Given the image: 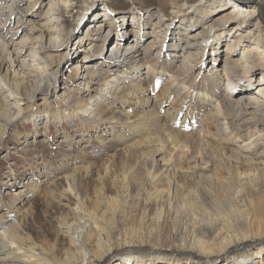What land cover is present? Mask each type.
<instances>
[{
	"label": "rangeland",
	"instance_id": "374dc122",
	"mask_svg": "<svg viewBox=\"0 0 264 264\" xmlns=\"http://www.w3.org/2000/svg\"><path fill=\"white\" fill-rule=\"evenodd\" d=\"M54 1L57 0H22L21 10L29 8L30 12L25 20L19 22L21 15L17 12L13 21L6 24L5 16L0 14V29H5L3 35L19 54L20 64L32 76H37L39 68L45 69L47 56L50 57L47 52L37 48L41 44L43 29L51 26L49 20ZM158 2L69 0V5L62 8L61 13L65 36L69 39L54 54L53 63H60V73L56 74L53 81L51 90L54 94L48 99V119L46 115L42 118L34 115L44 102L43 96L39 94L34 98L33 105L7 128L0 123V215L11 213L17 219L26 212V216H22L21 234L30 236L38 249L44 252L43 258L49 262L53 257L47 254L61 260L66 257L68 239L63 238V233L69 231L75 220L87 222L89 226L93 225V229L98 224L104 244L111 246V251L104 258L94 257L95 264H125L127 261L129 264H203L206 261L209 264H238L240 258L247 259V256H251L247 263L264 262V251L258 257L251 254L253 249L264 245V202L256 201L264 198V177L258 178L257 182L258 175L254 176L251 183L257 185L242 191L237 183L238 178L244 181L247 174L251 177L248 172L256 174L260 167L253 169L244 165L237 171L234 166L235 145L222 140L224 138L215 126L212 114L203 109L204 105L196 104L192 98L183 104L180 119L185 118L186 109L190 113L182 135L168 134L155 124L145 125L148 129L141 126L139 118L153 107L143 110L140 106L129 116L126 112L130 110L127 103L130 97L127 95L115 97L116 104H101L97 108V115L84 116L81 112L72 116L62 107L58 109L61 105L60 96L63 92L68 93L66 85L74 79L68 77L70 72L74 73L76 56L80 55L79 62L84 65L87 62V59H82L84 54L94 53V50L91 51L93 41L86 45H72L74 37L85 33L88 19H93L100 10H106L107 19L116 18L119 25L112 29L113 39L108 43V53L117 48L118 30L123 31V37L132 43L126 51L133 50L140 46L137 44L138 38L130 33L138 26L137 23L132 25L133 18L143 14L144 19L149 11L156 9ZM236 2L257 10L258 18L252 20L249 26L254 40L260 28L264 33V0H204V5L214 9V22L228 17L231 10L224 6L229 4L231 7ZM2 6L0 3V12L4 10ZM204 17L202 13L195 14L197 22ZM179 22L173 24L176 26ZM257 22L260 24L256 25ZM231 28H234L233 25ZM144 30L151 29L145 27ZM229 30L224 31V43L221 46L223 54H227L228 45L234 39L235 33ZM151 40L152 37L148 36L142 41L146 45ZM22 49L25 52H20ZM242 50L239 49L236 59L241 58ZM213 52L212 49L209 51V59L207 57L205 61L206 72L215 67L210 62L213 58L215 62L217 58L212 55ZM226 56L223 55L220 63L216 62L220 64L219 68L225 65ZM81 70L83 72V67ZM239 75L231 83L236 98L247 101L260 96L259 91L264 86V82L259 83L262 81L260 75L257 78ZM32 80L28 85L29 91L40 84L37 79ZM80 80L83 81L80 87L84 90L87 80L79 78L76 83ZM125 87V84L122 85V89ZM163 89V86H152L147 96L157 99V96L160 98L165 95L167 102L162 116H167L168 111L174 116L179 105L173 106L171 102H174V95L168 97L169 92H163ZM121 103L126 104L127 111H123ZM190 105L191 109H188ZM1 108L0 102V111ZM191 112H194L193 115ZM95 120L99 123H95ZM111 123L124 128L127 137L118 140L111 135V128L106 126ZM105 126V139L100 143L93 134H98ZM80 166L86 169H78ZM260 166H263L260 170H264V163ZM29 178L33 179L32 182ZM37 181H41L42 185L39 191L30 185ZM231 184L235 186L234 191H231ZM22 189L15 196L16 190ZM227 192H231V195ZM77 201L82 203V209L78 208ZM162 208L167 213L169 210V217L165 220L164 217L159 220L158 211ZM92 232L95 238L90 240L88 250L101 255L106 245L100 246L96 233ZM224 239L228 244L224 252L219 253L220 243ZM196 241L204 245L199 246Z\"/></svg>",
	"mask_w": 264,
	"mask_h": 264
},
{
	"label": "bare ground",
	"instance_id": "6f19581e",
	"mask_svg": "<svg viewBox=\"0 0 264 264\" xmlns=\"http://www.w3.org/2000/svg\"><path fill=\"white\" fill-rule=\"evenodd\" d=\"M158 1L156 9L149 11L144 19H142L143 14H140L139 17L141 18H133L132 25L137 23L138 26H135L130 33L138 38L137 44L140 45L133 50L126 51L127 48L129 49L132 46V43H129L127 37H123V31L118 30L117 48L111 49L110 53H108V43L113 39L111 36L112 29L119 25L116 18L114 20L107 19L106 10H100L93 19H88V23L85 25V33L74 37L72 45L75 44L76 46L83 43L86 45L88 42L93 41L94 44L91 47V51L94 50V53L91 55L88 53L84 54L82 59H87L84 65L79 62L80 55L76 56L77 63L74 67V73L70 72L68 77L74 79H70L72 81L70 82L71 84L66 85V92L68 93L63 92L62 96H60L61 105L58 106V109L62 107L64 110H68L72 116H76L81 112L85 114L84 116L97 115V108L101 104L106 102L109 106L112 103L116 104L115 97L127 95L130 97L127 102L130 105V110L126 112L129 116L133 114V111L138 110L140 106L143 107V110L153 107L152 110L146 111L142 115L143 117H137L140 119L139 123L141 126L144 125L145 127V125L155 124L156 127L168 134L182 135L183 127L187 128L186 121L190 112L188 113L187 109L185 110V118L183 120L180 119V112H182L183 104L189 98H192L196 104L204 105L203 109L210 111L214 118L215 126L218 127L224 138L222 140L227 144L235 145L233 151H235L236 162L234 166L237 167V171L240 166L244 165H249L253 169L260 167L256 174L246 170L251 173V177L250 174H247V178L244 181L239 179L240 177H235L238 178L237 183L241 186L242 191H246L249 187L257 185V183H251L254 176L258 175L256 177L257 182L258 178L264 177V170H260L263 167L260 165L264 163V160H259L260 158L264 159V86L262 91H259L260 96L241 101L236 98L231 89V83L239 74H242L244 78H257L260 75L262 81H259V83L264 82V33L260 28L257 37L253 40L251 38L252 31L249 30L251 21L258 18L257 10L240 2H236L231 7L227 4L224 7L230 8L229 16L212 22L213 18H215V13H212L214 9L206 8L204 0ZM21 2L22 0H0L4 9L1 10L0 14L5 16V24L13 21L16 12L21 15L18 22L27 18L30 10L29 8L21 10ZM68 5L69 0H57L51 5L52 15L49 20L51 26L43 29L40 37L41 44L37 48L47 52L50 57L47 56L46 67H44L45 69L39 68L37 76H32L27 68L20 64L19 54L13 50L12 44L3 35L4 27H1L0 96H2V99H0V102L2 103V111H0V121L2 122L0 123L3 124L4 128H7L15 118L31 107L34 98L39 94L43 96L44 102L37 108L34 115L37 114L36 118H42L46 115L48 119V107H50L48 99L49 96L54 94L53 90H51L53 81L56 79V74L60 73V63H53L54 54L59 50V46L69 39V37L65 36L66 29L61 20L62 8ZM227 10L225 8L226 12ZM194 13H202L205 17L202 21L197 22L198 20H195ZM175 21L180 22L175 26L173 24ZM258 23L256 25L260 24ZM232 25L234 28H231ZM145 27L151 30L142 31ZM225 30L235 33L233 35L234 39H231L228 45L227 54L221 53ZM55 33L57 36L54 37ZM148 36L152 37V40L145 45L142 40ZM243 38L245 40L242 41ZM247 39L249 40L247 41ZM85 48L87 49V46ZM211 49L214 51L212 55H216L217 58L215 62L214 58L210 61L215 64V67L211 70L208 69L209 72H206L204 68L205 61L207 57L209 59V51ZM239 49H243L242 55L240 59H236ZM20 52L25 51L22 49ZM223 55H227L226 63L222 68H219L220 64H217L220 63L219 60L222 59ZM179 62L180 64H178ZM82 67L84 69L83 72H81ZM198 68L200 69L198 70ZM33 78L37 79L40 84L36 89L29 91L28 85L33 81ZM79 78H86L87 80L84 90L80 87L83 81L81 82L80 80L76 83ZM92 83L95 84L93 85ZM124 84L126 87L122 89ZM152 86H163V92L164 90L169 92L168 97L174 95V102H171V104L173 106L175 104L179 105L174 116L169 111L167 116H162L164 113L162 112L163 107L167 102L165 95H161L160 98L157 96V99L147 96ZM163 92L161 93L163 94ZM24 104L27 106H23ZM120 107L123 111H127L125 103H121ZM188 109H191V105L188 106ZM95 123H99V121L95 120ZM106 126L111 128L110 134L116 139L121 140L127 137L124 128L119 127L117 124L111 123ZM106 126L98 134H93L94 139L100 143H103L105 139L103 131H107ZM209 145L211 146V142ZM78 169L82 170L86 169V167L80 166ZM218 173L220 172L218 171ZM246 173H244V176ZM132 175L133 173H131ZM73 177L75 178V175ZM29 179L32 182L33 179ZM30 185L35 191L41 190L42 187L41 181L30 183ZM234 188L235 186L231 184V191H234ZM22 191L23 189L16 190L15 196ZM227 193L230 194L231 192ZM76 195L78 194L76 193ZM256 201L262 203L261 201L264 202V198L256 199ZM81 204V202L77 201L80 209L83 207ZM25 214L26 212L17 219L11 213L0 215V264H37L36 262L38 264H95L94 257L104 258L111 251V246L104 244L103 233L100 232L101 228L98 224L95 223L96 225H94L93 229V225L91 226L90 224L89 226V224H86L87 222L75 220V223L70 225L69 231L63 233V238L68 239V247L64 254L66 257L61 260L55 255L47 254L53 257L52 261L49 262L50 260L43 258L44 252L38 249L37 243L33 242L30 236L21 234L22 216ZM168 214L169 210L167 213L166 209L162 208L158 211L159 220L162 217L165 220L166 217H169ZM164 220L161 221L165 223ZM92 230L96 233L100 246H107H104L105 248L101 255H95L88 250L90 240L92 237L95 238ZM192 232L196 234L193 230ZM173 239L175 240V238ZM193 240L195 241V237H193ZM196 242L199 246L204 245L200 244V241ZM226 244H228V241L224 239V242L220 243L219 253L224 252ZM262 246L264 245L253 249L254 251L251 254L256 257L261 255L264 251L261 249L264 248ZM249 260H251V256L250 258L247 256V259L245 257L240 258V262L243 263L239 262L238 264H264L263 261L247 263ZM129 263L127 261L125 264ZM203 264H209V262L206 261Z\"/></svg>",
	"mask_w": 264,
	"mask_h": 264
}]
</instances>
